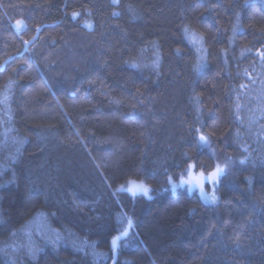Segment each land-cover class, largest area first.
Wrapping results in <instances>:
<instances>
[{
    "label": "trees",
    "instance_id": "16d2710c",
    "mask_svg": "<svg viewBox=\"0 0 264 264\" xmlns=\"http://www.w3.org/2000/svg\"><path fill=\"white\" fill-rule=\"evenodd\" d=\"M0 264H264V0H0Z\"/></svg>",
    "mask_w": 264,
    "mask_h": 264
},
{
    "label": "rangeland",
    "instance_id": "374dc122",
    "mask_svg": "<svg viewBox=\"0 0 264 264\" xmlns=\"http://www.w3.org/2000/svg\"><path fill=\"white\" fill-rule=\"evenodd\" d=\"M193 175H198V174H193ZM188 173L185 176V178H182L180 181L181 183L185 186L188 185ZM147 189V192H145L144 190ZM197 189V193L203 198L204 201H208V202H212V199H210L207 195H208V190H205L203 187L201 188H196ZM118 192H124V193H128L130 195H142L145 197H149L150 195V190L149 188L142 182V181H138V180H128L126 181L123 185L119 186L117 188Z\"/></svg>",
    "mask_w": 264,
    "mask_h": 264
},
{
    "label": "snow or ice",
    "instance_id": "6c2138e0",
    "mask_svg": "<svg viewBox=\"0 0 264 264\" xmlns=\"http://www.w3.org/2000/svg\"><path fill=\"white\" fill-rule=\"evenodd\" d=\"M114 2H116V0H114ZM76 15H77L76 13H73L74 17ZM205 139L206 138L203 135L200 136L201 141H205ZM188 168H189L188 183L191 184L194 181L200 187H203L205 181L215 184L218 176L223 172V169L218 167L214 172L209 173L207 176H205L203 172L199 173L198 176H196V175H193L192 173V169L194 168V165L190 164ZM144 191L147 192V189H145ZM112 243H113V246H115L116 241L113 240Z\"/></svg>",
    "mask_w": 264,
    "mask_h": 264
},
{
    "label": "water",
    "instance_id": "95a60500",
    "mask_svg": "<svg viewBox=\"0 0 264 264\" xmlns=\"http://www.w3.org/2000/svg\"><path fill=\"white\" fill-rule=\"evenodd\" d=\"M197 176H198V175H197ZM188 179H189V176H188ZM189 187H190V188H193V187H194V188H200V186H198L194 181H193L191 184L189 183ZM124 236H125V233L120 234V235L114 237V238L111 240V249H112V251H113V257L116 256V251H117V248H118V243H119V241H120ZM113 240L116 241L115 246H113V243H112ZM113 262H114V261H113Z\"/></svg>",
    "mask_w": 264,
    "mask_h": 264
},
{
    "label": "bare ground",
    "instance_id": "6f19581e",
    "mask_svg": "<svg viewBox=\"0 0 264 264\" xmlns=\"http://www.w3.org/2000/svg\"><path fill=\"white\" fill-rule=\"evenodd\" d=\"M204 186V185H203ZM201 188V187H200Z\"/></svg>",
    "mask_w": 264,
    "mask_h": 264
}]
</instances>
